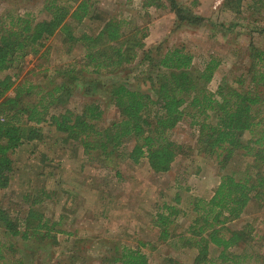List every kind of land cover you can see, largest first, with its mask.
I'll return each instance as SVG.
<instances>
[{
	"label": "trees",
	"instance_id": "1",
	"mask_svg": "<svg viewBox=\"0 0 264 264\" xmlns=\"http://www.w3.org/2000/svg\"><path fill=\"white\" fill-rule=\"evenodd\" d=\"M190 1L191 5L196 2ZM72 2L44 0L42 9L47 17L41 20L29 13L1 18L0 72L16 66L28 54H39L46 42L61 31L70 44L80 43L83 65L59 75L74 81L78 78L76 73L88 67V72L96 75L102 71H128V65L141 51L139 63L147 67L136 78L149 84L153 96L146 90L129 86L128 72L122 80L105 84L109 102L119 116L109 126L98 129L96 122L102 118L103 110L97 103H85L79 112L68 108L49 112L50 108L57 110L66 103L71 89L76 87L70 86L72 81L45 90L24 77L16 82V75H4L0 78V97L10 90L14 94L5 96L1 103L4 118L0 120V188L9 185L14 151L26 142L41 140L42 123L80 144L85 153L95 149L98 157L125 158L134 164L145 160L154 172H165L179 149L170 139V132L181 120L189 118L190 125L198 132V151L214 156L221 169L236 151L252 157L253 162L252 172L245 171L239 179L233 174L221 175L212 196L207 201L194 202L196 216L187 229L191 235L184 244L197 249L194 264L213 262L208 257L210 245L220 249L217 259L222 264H241L247 256L230 249L246 242L244 231L230 229L227 223L239 218L252 199L260 204L264 202V172L260 171L264 164V110L261 109L264 92L243 88L241 77L237 78V86L223 81L216 91H210L208 83L219 65L215 58L210 57L200 69L194 67L193 55L184 46L141 50L146 33L137 37L142 29L136 27L129 29L126 36L123 20L109 19L96 34L82 32L76 36L72 24L69 25L71 20L79 24L85 19L100 20V17L92 0ZM165 2L175 13L177 24L202 22L203 18L192 9L184 12L175 0ZM147 4H152V0ZM250 56L249 80L256 87H264V50L252 48ZM245 133L250 137L244 139ZM129 140L133 144L125 151ZM39 196L26 197L31 203L22 218L11 216L0 206V231L5 237L0 241V264H25L16 256V246L9 239L15 237L19 242L30 241L39 256L45 258L42 264H93L83 249L84 240L61 245L57 233L62 230L56 227L60 219L52 220L32 207L39 203ZM174 200L179 201L177 195ZM180 212L176 205L166 202L157 206L151 224L158 229V239L166 241L171 237L173 218ZM145 246L142 240L137 241V246L114 241L110 250L98 255L96 264H148L142 250ZM167 264L185 263L169 259Z\"/></svg>",
	"mask_w": 264,
	"mask_h": 264
},
{
	"label": "rangeland",
	"instance_id": "2",
	"mask_svg": "<svg viewBox=\"0 0 264 264\" xmlns=\"http://www.w3.org/2000/svg\"><path fill=\"white\" fill-rule=\"evenodd\" d=\"M43 1L0 0V19L24 13L36 20L45 19ZM147 1L92 0L100 20L85 19L79 24L71 20L69 25L72 24L73 33L79 36L82 32L96 34L109 19L123 20L126 36L129 29L136 27L142 29L137 37L146 33L141 50L184 46L193 55L194 67L200 69L210 57L215 58L219 65L208 83L210 91H216L223 81L237 86V78L241 77L243 88L264 92V87H256L248 74L251 49L264 50V0H196L194 5L190 0H175L184 12L192 9L203 18L198 25L177 24L175 13L165 0H152V4ZM140 52L128 65V71H102L101 75H96L88 72V67L77 72V80L72 81L58 73L82 67L83 50L80 43L70 44L65 34L57 31L39 54L26 55L16 66L0 72V78L16 75L18 82L24 77L45 90L72 81L70 86L76 87L71 89L64 107L59 105L57 110L50 108L49 112L57 113L65 108L79 112L83 104L94 102L103 110L102 118L96 122L98 129H102L119 116L109 102L105 84L122 80L128 72L129 86L146 90L153 96L149 84L136 78L147 67L139 63ZM13 94L10 90L0 97V120L4 118L1 103L5 96ZM261 106L264 110V104ZM40 126L41 140L26 142L12 154L13 172L9 185L0 188V206L11 216L22 218L31 203L27 198L40 195L39 203L32 207L52 220L60 219L56 227L62 230L57 233L61 245L84 240L83 249L93 264L98 255L110 250L114 241L137 246L138 240L146 244L142 250L148 264H167L169 259L194 264L197 249L184 244L191 235L187 229L196 216L194 202L207 201L221 175L233 174L239 179L245 171L252 172V157L243 156L241 152H234L223 169L214 156L199 152L198 132L190 125L189 118L181 120L170 132V139L179 149L165 172H154L145 160L134 164L125 158L98 157L95 149L85 153L80 144L67 140L64 133L56 132L47 123ZM248 137V133L243 135L244 139ZM132 144L133 141H127L125 151ZM260 171L264 172V164ZM176 195L178 202L174 200ZM163 202L181 210L173 218L171 237L166 241L158 239V229L151 224L157 206ZM227 225L230 229L244 231L246 242L230 249L247 256L241 264H264V202L260 204L252 199L241 216ZM4 238L0 231V241ZM9 239L16 246V256L25 264L45 261L30 241ZM219 250L210 245L211 264H222L217 259Z\"/></svg>",
	"mask_w": 264,
	"mask_h": 264
}]
</instances>
